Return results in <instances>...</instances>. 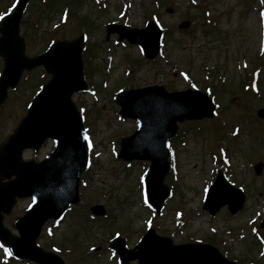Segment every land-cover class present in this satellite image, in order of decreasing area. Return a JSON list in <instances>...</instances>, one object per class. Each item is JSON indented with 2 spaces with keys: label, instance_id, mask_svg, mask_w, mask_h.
Listing matches in <instances>:
<instances>
[{
  "label": "rangeland",
  "instance_id": "obj_1",
  "mask_svg": "<svg viewBox=\"0 0 264 264\" xmlns=\"http://www.w3.org/2000/svg\"><path fill=\"white\" fill-rule=\"evenodd\" d=\"M60 3L69 4L70 11L86 19L77 21L70 11V19H65L67 11ZM13 6L14 0H0V15ZM150 14L162 29H169L157 57L144 58L139 45L117 41V34L107 37L108 24L142 28L151 20ZM182 21L189 25L180 27ZM59 23L62 26L53 35H45ZM81 32L90 49L85 76L89 68L91 73L85 77L87 90L73 93L72 100L81 112L86 111L82 113L92 147L81 175L79 202L59 220L45 223L40 245L57 253L65 264H120L108 246L111 236L119 234L132 248L152 227L173 244L210 243L239 264H264V229L253 227L264 217V118L257 115L264 108V0H33L21 19L20 33L29 56L40 53L49 37L71 39ZM39 69L29 71L27 79L24 73L8 92L0 110V143L25 114ZM251 70L259 76L260 94L243 89ZM153 84L168 91L199 89L216 104L211 120L179 123L170 139V169L164 182L171 195L158 215L144 199L149 162L117 158L121 138L132 133L136 121L119 117L115 97L123 89ZM52 145L47 140L37 153L26 149L23 157L39 161ZM256 163L262 165L259 173L254 171ZM221 164L222 170L227 167V178L246 190L243 208L233 215L226 207L214 215L202 208L205 190ZM30 202L18 199L4 216L14 233L12 221ZM94 204L102 205L106 215L90 213ZM5 250L0 243V264H28L9 261Z\"/></svg>",
  "mask_w": 264,
  "mask_h": 264
},
{
  "label": "water",
  "instance_id": "obj_2",
  "mask_svg": "<svg viewBox=\"0 0 264 264\" xmlns=\"http://www.w3.org/2000/svg\"><path fill=\"white\" fill-rule=\"evenodd\" d=\"M28 0H19L12 14L0 22V55L4 70L0 77V108L7 97V88L14 87L24 69L42 64L52 76L34 97L26 115L13 132L0 144V240L7 244L13 256L39 264H64L52 252L41 249L36 239L49 218H57L72 203L78 201L80 173L86 164V141L82 119L71 102L73 91L84 90L81 45L82 36L71 41H57L44 53L28 57L24 54V39L19 36V21ZM183 22L182 26H187ZM131 43L142 45L148 58L159 51L160 31L150 22L141 30L109 26ZM124 117H133L138 129L121 140L120 157L142 158L151 161L146 176L149 202L159 212L169 189L163 184L168 171V140L176 132L177 121L212 117L211 99L197 90L167 92L163 86L130 89L117 97ZM258 114L264 117V110ZM51 137L54 149L41 162L24 160L25 148L37 150ZM261 164L256 166L257 171ZM35 198L23 216L13 222L19 235L3 225V214L10 213L16 197ZM243 193L228 183L221 172L210 187L204 208L214 214L228 204L231 213L242 207ZM94 211L103 214L100 206ZM264 226V222L262 223ZM111 246L117 250L123 264L137 259L138 264H237L227 260L218 249L209 244L187 243L173 245L169 238L154 235L152 229L136 245L137 252L124 247L123 239Z\"/></svg>",
  "mask_w": 264,
  "mask_h": 264
},
{
  "label": "snow or ice",
  "instance_id": "obj_3",
  "mask_svg": "<svg viewBox=\"0 0 264 264\" xmlns=\"http://www.w3.org/2000/svg\"><path fill=\"white\" fill-rule=\"evenodd\" d=\"M0 19H3V17L0 16ZM84 140H85L86 142L89 141V137H88L87 135H85V136H84ZM91 147H92V145H91V143L89 142V143H88V148L91 149ZM33 202L35 203V198H33ZM5 251L7 252V250H5Z\"/></svg>",
  "mask_w": 264,
  "mask_h": 264
},
{
  "label": "bare ground",
  "instance_id": "obj_4",
  "mask_svg": "<svg viewBox=\"0 0 264 264\" xmlns=\"http://www.w3.org/2000/svg\"><path fill=\"white\" fill-rule=\"evenodd\" d=\"M18 199H19V197H16V198H15V203H14V205L16 204V202H17Z\"/></svg>",
  "mask_w": 264,
  "mask_h": 264
}]
</instances>
